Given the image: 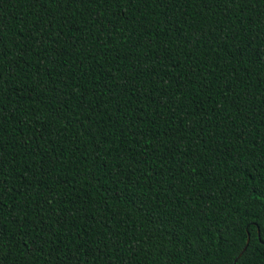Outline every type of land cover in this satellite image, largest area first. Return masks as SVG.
Wrapping results in <instances>:
<instances>
[{
  "label": "trees",
  "instance_id": "16d2710c",
  "mask_svg": "<svg viewBox=\"0 0 264 264\" xmlns=\"http://www.w3.org/2000/svg\"><path fill=\"white\" fill-rule=\"evenodd\" d=\"M262 228L264 0H0L8 264H264Z\"/></svg>",
  "mask_w": 264,
  "mask_h": 264
},
{
  "label": "snow or ice",
  "instance_id": "6c2138e0",
  "mask_svg": "<svg viewBox=\"0 0 264 264\" xmlns=\"http://www.w3.org/2000/svg\"><path fill=\"white\" fill-rule=\"evenodd\" d=\"M240 226H241L240 222H234L229 227L238 229ZM245 227L248 229H252L253 227H261V223L255 222V224H253L250 222L249 224L245 225ZM262 231H264V228H262ZM0 264H8V260L3 256L2 250H0Z\"/></svg>",
  "mask_w": 264,
  "mask_h": 264
},
{
  "label": "water",
  "instance_id": "95a60500",
  "mask_svg": "<svg viewBox=\"0 0 264 264\" xmlns=\"http://www.w3.org/2000/svg\"><path fill=\"white\" fill-rule=\"evenodd\" d=\"M248 242H249V238H247V242H246V244H248ZM246 249V247H244V249L243 250H245Z\"/></svg>",
  "mask_w": 264,
  "mask_h": 264
}]
</instances>
